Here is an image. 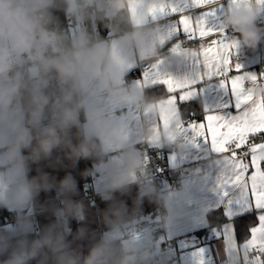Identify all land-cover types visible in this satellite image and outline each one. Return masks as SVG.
<instances>
[{"label":"clouds","instance_id":"obj_1","mask_svg":"<svg viewBox=\"0 0 264 264\" xmlns=\"http://www.w3.org/2000/svg\"><path fill=\"white\" fill-rule=\"evenodd\" d=\"M143 10V0H0V208H26L42 191L53 189L63 198L62 207H50L56 222L39 238L30 239L32 223L26 216L0 231V256L5 257L0 264H147V249L113 239L128 226L122 202L113 201L103 212L109 231L85 256L66 239L68 222L85 219L83 204L71 198L77 193L73 176L57 181L39 167L37 175L30 176L32 165L62 166L59 153L75 166L80 159H102L118 148L124 166L108 172L101 198L112 200L113 192H126L133 181L148 183L140 152L128 144L123 124L109 115L113 105L121 104L163 114L162 100L145 96L125 81L124 53L136 49L151 55L157 36L154 24L143 23ZM57 12L78 25L103 24L117 43L88 27L67 32ZM262 14L255 0L224 13V30L239 34L228 41L235 52L256 51L264 42V26L258 24ZM247 89L254 99L264 100V79L248 83ZM164 118L173 121L175 116ZM182 135L174 128L151 134L153 140L185 152L189 145ZM85 231L80 228L77 238Z\"/></svg>","mask_w":264,"mask_h":264},{"label":"crops","instance_id":"obj_2","mask_svg":"<svg viewBox=\"0 0 264 264\" xmlns=\"http://www.w3.org/2000/svg\"><path fill=\"white\" fill-rule=\"evenodd\" d=\"M143 2L144 5H149L159 4L165 0H143ZM177 18L144 14L143 23L154 24L157 33L151 48L152 54L136 49H129L124 53L127 57L125 66L127 83L138 88L145 96L147 91L156 88L160 89L154 93L160 90L167 93L157 98L162 100V116L145 113L133 105L123 104L113 105L109 115L123 124L128 144L137 149L141 156V147L148 145L162 153L169 167H183L184 188L174 189L171 181L167 180L163 182L161 194H142L133 181L126 192H113L112 200L105 201L101 196L96 201L87 199L86 195L90 190L99 194L101 190L107 189L110 170L123 168L121 150L118 148L110 149L102 159L93 161L80 159L75 166L64 157L63 153H59L62 166L51 168L44 163L32 165L30 176H36L39 167L50 176H54L57 181L69 173L75 179L77 193L71 198L83 204L85 219L79 222L71 219L68 222L69 231L66 239L71 242V247L82 255L86 256L90 248L108 233L109 229L103 222L102 214L115 201L122 202L126 206L128 226L116 233L113 239L122 244L134 243L147 249L150 253L147 264H165L171 255H177L180 264H264V254H260L261 259L257 260L255 258L257 253L247 248L254 232L264 224V207L258 206L252 199L249 188L235 183V169L228 156L213 150L209 143L194 136L186 127L178 126L201 121L206 123L205 117L209 114L235 115V101L230 89L222 88L221 82L216 80L198 85L199 93L193 96L190 102L184 104L200 102L204 116L202 119L185 123L181 114V105L174 114L172 106L166 103L169 96L166 87L144 81L146 75L151 76L156 73L161 78L191 79L192 67L187 55L189 49L182 45L185 41L184 34L176 31ZM258 24L264 26V14L259 18ZM82 26L89 28V23L78 25L69 33H75ZM101 38L111 41L114 45L117 43L111 32ZM234 60L243 65L244 72L262 73L264 42L256 51L246 49L243 53L238 52ZM234 74V72L230 73V75ZM169 113L175 116V119L166 126L164 115ZM253 122L254 117L249 112L246 123L251 125ZM160 128L179 129L183 134L181 138L189 145L187 151L181 152L171 145L153 140L151 136L153 130ZM75 132L76 130L73 129V143L77 142ZM262 150L264 149L258 150L256 155L264 159ZM132 175L136 176L137 173ZM55 192V189L42 191L34 204L20 210L8 209L10 217L5 224L0 225V231L10 230L18 216H26L31 220L32 233L38 232L41 235L47 226L56 222L50 207L63 206V198ZM160 198L166 199L168 203L167 215L164 218L152 219L149 225L145 226L144 218L156 210ZM218 211H223L226 221L221 225L211 226L209 215ZM251 214H255V223L250 227V234L240 241L235 221ZM80 228L86 231L82 238H77ZM166 243L171 244L170 248L164 247ZM31 264H35V261Z\"/></svg>","mask_w":264,"mask_h":264},{"label":"snow or ice","instance_id":"obj_3","mask_svg":"<svg viewBox=\"0 0 264 264\" xmlns=\"http://www.w3.org/2000/svg\"><path fill=\"white\" fill-rule=\"evenodd\" d=\"M247 0H165L159 4L144 5L143 15L176 16V31L184 34L188 42L191 62V79L161 78L158 73L144 77L145 83L161 84L169 96L166 100L175 114L180 105L190 102L199 93L198 85L216 80L220 86L230 89L235 101V115L209 114L205 122H194L186 127L194 136L209 143L213 150L228 156L235 169L234 181L250 189V195L258 206L264 207V159L256 155L264 149V100L256 101L246 85L264 79L260 74L243 71L236 62L235 52L229 44V36L220 23L227 10L242 6ZM264 9V0H255ZM199 10V11H197ZM235 73L230 75V73ZM249 112L254 117L246 123ZM170 121L165 120L167 126ZM251 146V147H250ZM247 248L257 253V260L264 254V224L254 232Z\"/></svg>","mask_w":264,"mask_h":264},{"label":"built area","instance_id":"obj_4","mask_svg":"<svg viewBox=\"0 0 264 264\" xmlns=\"http://www.w3.org/2000/svg\"><path fill=\"white\" fill-rule=\"evenodd\" d=\"M64 19L68 23L69 31L75 29L76 26H78V24H75L71 20V18H67L65 17V15H64ZM89 29L95 32L100 37L97 22L93 21L89 23ZM225 31L228 35L233 34L231 30H225ZM182 45L188 48V42L186 40L183 42ZM261 72H264V67L261 68ZM129 81L132 82L131 79H129ZM141 153H142V159L144 161V165L150 174L149 181L146 185L142 186L141 184L136 182V185L138 186L142 194H156V195L161 194L163 182L167 180L171 181L174 189L182 190L184 188L185 175H184L183 167H178V168L169 167L165 163V160L162 157V153L157 148L148 145H143L141 147ZM145 188L151 190L145 191L144 190ZM55 194L57 195L56 192ZM86 198L91 201H96L98 198H100V195L94 192L93 190H90L87 193ZM167 212H168V203L166 199L160 198L156 210L144 218L143 220L144 225L148 226L150 220L152 219L164 218L167 215ZM170 245H171L170 243H166L164 247L168 249L170 248ZM165 264H180L179 257L177 255H171L167 259Z\"/></svg>","mask_w":264,"mask_h":264},{"label":"trees","instance_id":"obj_5","mask_svg":"<svg viewBox=\"0 0 264 264\" xmlns=\"http://www.w3.org/2000/svg\"><path fill=\"white\" fill-rule=\"evenodd\" d=\"M56 15L59 17V20L61 22V25L65 28L67 32H69V27L67 21L64 19L63 12H57ZM98 31L100 34V37H106L110 31L103 26V24L98 23ZM160 88H156L154 90L147 91V97L157 99L161 96H165L167 93L164 90H160L157 93H154L155 91H158ZM181 114L182 118L185 123L192 122L194 120L202 119L204 116L203 108L201 106L200 102H192L188 104H182L181 105ZM90 161L98 160L96 158H90ZM10 217V211L8 209L0 208V225L5 224L8 221V218ZM255 214L246 215L242 218H239L235 221L237 226V232H238V239L240 241L244 240L249 234H250V227L255 223ZM209 221L210 225H221L226 221V218L224 217L223 211H218L215 213H211L209 215ZM40 235L38 232L32 233V238H39ZM117 244H122L121 242L115 241ZM5 257L0 256V261H2Z\"/></svg>","mask_w":264,"mask_h":264},{"label":"rangeland","instance_id":"obj_6","mask_svg":"<svg viewBox=\"0 0 264 264\" xmlns=\"http://www.w3.org/2000/svg\"><path fill=\"white\" fill-rule=\"evenodd\" d=\"M70 32V31H69Z\"/></svg>","mask_w":264,"mask_h":264}]
</instances>
